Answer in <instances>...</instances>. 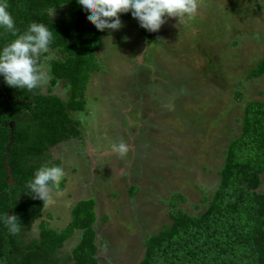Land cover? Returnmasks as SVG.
<instances>
[{
  "label": "rangeland",
  "instance_id": "374dc122",
  "mask_svg": "<svg viewBox=\"0 0 264 264\" xmlns=\"http://www.w3.org/2000/svg\"><path fill=\"white\" fill-rule=\"evenodd\" d=\"M198 2L191 21L165 18L154 43L144 42L134 20L108 30L86 85L85 112L70 114L84 137L48 152L66 183L40 219L61 231L74 205L92 200L98 264H139L144 241L170 224L171 203L200 214L218 185L225 149L240 133L245 104L264 101V75L248 79L264 58V0ZM48 15L69 18L66 5ZM51 59L64 56L41 55L49 79ZM49 79L42 92L66 103L65 81L51 86ZM121 141L129 148L124 158L111 150ZM40 219L26 240L37 238ZM79 239L74 232L59 253Z\"/></svg>",
  "mask_w": 264,
  "mask_h": 264
},
{
  "label": "trees",
  "instance_id": "16d2710c",
  "mask_svg": "<svg viewBox=\"0 0 264 264\" xmlns=\"http://www.w3.org/2000/svg\"><path fill=\"white\" fill-rule=\"evenodd\" d=\"M6 3L18 34L34 22L52 31L49 50L64 60L49 61V81L51 86L65 81L68 100L63 103L54 94H44L41 87H9L0 76V264H98L93 201L76 203L69 224L55 231L44 226L43 202L33 198L27 185L40 167L59 166L57 161L47 162L50 149L84 137L79 120L70 114L85 112L86 85L99 68L95 55L108 30H97L77 0ZM63 5L69 18L50 20L48 11ZM119 19L134 20L145 43L156 41V32L141 28L131 12ZM16 38L0 28V50ZM262 75L264 58L248 79ZM218 175V185L200 214L190 215L171 203L170 224L144 241L139 264H264V193L259 189L264 177V101L245 104L240 133L228 143ZM65 183L66 179L61 191ZM6 214L19 218V234H9ZM39 219L37 238L26 240ZM76 231L78 244L60 254Z\"/></svg>",
  "mask_w": 264,
  "mask_h": 264
},
{
  "label": "clouds",
  "instance_id": "9594fccd",
  "mask_svg": "<svg viewBox=\"0 0 264 264\" xmlns=\"http://www.w3.org/2000/svg\"><path fill=\"white\" fill-rule=\"evenodd\" d=\"M77 3L89 13L88 21L99 31L120 29L119 16L131 12L141 28L154 33L166 22L165 18H174L178 23L188 22L195 18L199 8L198 0H77ZM7 8L6 0H0V28L17 38L0 50V76L9 87L32 91L49 79L43 64L38 61L42 54L49 52L52 31L44 24L34 22L23 34H18ZM111 150L120 158L129 152L123 141L113 143ZM65 177L63 167L42 166L27 187L34 194L33 198L41 200L43 207H47L54 202L53 194L63 195L60 189ZM4 223L9 234L20 233L22 227L16 215L6 214Z\"/></svg>",
  "mask_w": 264,
  "mask_h": 264
},
{
  "label": "crops",
  "instance_id": "0c3cea01",
  "mask_svg": "<svg viewBox=\"0 0 264 264\" xmlns=\"http://www.w3.org/2000/svg\"><path fill=\"white\" fill-rule=\"evenodd\" d=\"M63 192V191H62Z\"/></svg>",
  "mask_w": 264,
  "mask_h": 264
}]
</instances>
